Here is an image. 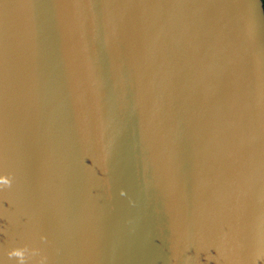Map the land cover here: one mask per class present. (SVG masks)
I'll list each match as a JSON object with an SVG mask.
<instances>
[{"label": "water", "instance_id": "95a60500", "mask_svg": "<svg viewBox=\"0 0 264 264\" xmlns=\"http://www.w3.org/2000/svg\"><path fill=\"white\" fill-rule=\"evenodd\" d=\"M0 180V264H264V0H0Z\"/></svg>", "mask_w": 264, "mask_h": 264}, {"label": "clouds", "instance_id": "9594fccd", "mask_svg": "<svg viewBox=\"0 0 264 264\" xmlns=\"http://www.w3.org/2000/svg\"><path fill=\"white\" fill-rule=\"evenodd\" d=\"M0 185H6L7 187H10L11 184L6 180H0ZM4 189L5 188L0 187V191H3ZM25 251H27L26 248L25 249L16 248L10 252H7L6 255L9 259L15 258L17 264H25ZM40 264H45L44 260L40 261Z\"/></svg>", "mask_w": 264, "mask_h": 264}]
</instances>
